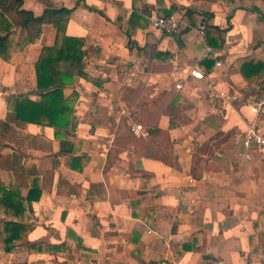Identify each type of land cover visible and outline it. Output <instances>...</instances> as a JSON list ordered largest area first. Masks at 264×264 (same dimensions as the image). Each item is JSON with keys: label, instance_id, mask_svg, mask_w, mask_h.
Masks as SVG:
<instances>
[{"label": "crops", "instance_id": "obj_1", "mask_svg": "<svg viewBox=\"0 0 264 264\" xmlns=\"http://www.w3.org/2000/svg\"><path fill=\"white\" fill-rule=\"evenodd\" d=\"M43 1L21 9L38 16ZM49 1L71 10L66 35L84 40L94 81L75 77L64 90L75 94L68 131L12 122L0 141L7 185L25 195L33 179L40 192L23 203L31 231L0 251V264H264V149L240 144L253 117L246 100L264 78V68L240 73L248 56L264 66V0ZM172 9L184 20L175 33L149 26ZM55 34L42 25L37 40L0 59V121L19 95L39 100L34 64ZM131 123L168 132L170 165L116 148ZM72 158L85 159L80 171Z\"/></svg>", "mask_w": 264, "mask_h": 264}, {"label": "trees", "instance_id": "obj_2", "mask_svg": "<svg viewBox=\"0 0 264 264\" xmlns=\"http://www.w3.org/2000/svg\"><path fill=\"white\" fill-rule=\"evenodd\" d=\"M200 0H194L197 2ZM23 0H0V59L8 62L16 53L37 40L41 33L42 25H51L55 29V40L52 46L43 47L34 64L35 87L32 94L38 95L39 100H33L29 95H19L14 100L11 116L6 121H0V141L11 130L9 124H33L53 128L59 131H68L70 118L73 114L71 106L72 97L66 96L64 90L72 85L73 79L79 77L94 81L85 73L84 40L66 35V26L71 13L70 9L57 8L49 0H44L42 13L35 16L31 11L21 9ZM193 6L186 12L190 15ZM173 9L165 12L168 16ZM135 15H131V18ZM240 73L245 79L260 73L264 68L259 62L252 61V56L242 59ZM211 64L205 60L202 64ZM248 72V75L246 74ZM97 84V83H96ZM259 92L256 96L264 95L263 82L258 85ZM72 98V99H71ZM179 100V99H178ZM180 101V100H179ZM183 102V101H182ZM175 125L170 122V128ZM148 130V129H147ZM71 138L70 136H65ZM132 145L138 156L156 159L170 165L174 159L172 144L167 131L156 128L148 130V137L136 138L129 129L124 127L122 134L116 140V148ZM117 153L116 151H113ZM85 159L72 158V162H81L76 167L79 171ZM192 174L195 173V157ZM70 167H74L73 163ZM36 180L30 179V189L25 195L19 190L20 186H11L0 175V213L4 218L0 221V251L11 252L15 249L14 242L25 237L31 229L24 224V201L29 207L39 199L40 192L35 186ZM32 250H36L31 248Z\"/></svg>", "mask_w": 264, "mask_h": 264}, {"label": "built area", "instance_id": "obj_3", "mask_svg": "<svg viewBox=\"0 0 264 264\" xmlns=\"http://www.w3.org/2000/svg\"><path fill=\"white\" fill-rule=\"evenodd\" d=\"M149 26L154 30H157L165 35H171L175 33L180 26L183 25V17L177 14H170L168 16H159L152 15L148 19ZM204 31L203 25L197 28V32L202 35ZM208 52H212V48H207ZM219 66V63H216ZM178 66H174V71H178ZM189 75L195 78H201L200 74L195 73L194 71H189ZM176 89H181L182 84L177 83L175 85ZM209 92L212 96L219 98L221 100H229V97L223 92H218L212 88L209 89ZM246 105L250 108L252 112V119L248 121L247 128L244 132L243 138L240 141V144L244 150H249L252 147L258 149H264V133L260 132L257 129V123L264 116V95L259 97H252L246 100ZM129 131L136 138H147L148 130L145 126L140 123H131L129 126ZM244 156L247 161L251 160L250 151L244 153ZM192 181V180H190Z\"/></svg>", "mask_w": 264, "mask_h": 264}]
</instances>
